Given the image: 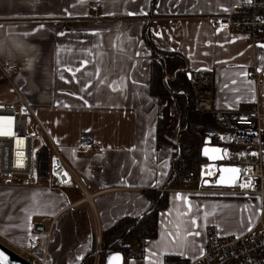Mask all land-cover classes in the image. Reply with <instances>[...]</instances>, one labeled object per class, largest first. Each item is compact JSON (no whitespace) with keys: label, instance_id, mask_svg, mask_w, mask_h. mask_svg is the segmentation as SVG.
Listing matches in <instances>:
<instances>
[{"label":"crops","instance_id":"obj_1","mask_svg":"<svg viewBox=\"0 0 264 264\" xmlns=\"http://www.w3.org/2000/svg\"><path fill=\"white\" fill-rule=\"evenodd\" d=\"M246 1L0 0V104L23 98L75 179L61 187L48 171L35 170L29 180L0 177V243L32 264H83L97 229L102 236L118 219L143 213L150 193L164 192L180 107L174 96L168 101L149 91L147 36L154 48L181 55L187 73L212 75L215 109L244 111L257 103L264 112V37L250 40L207 21ZM66 69L80 70L73 76ZM253 69L262 71L259 87L247 80ZM167 103L159 139L157 120ZM39 149L49 159L52 150ZM176 188L166 190L155 238L127 243L133 254L143 250L145 264L193 261L203 255L209 230L241 236L264 223L254 196ZM34 224L49 234L34 233ZM34 240L39 244L30 248ZM178 252L184 255L172 254ZM124 257L123 264H135Z\"/></svg>","mask_w":264,"mask_h":264},{"label":"built area","instance_id":"obj_2","mask_svg":"<svg viewBox=\"0 0 264 264\" xmlns=\"http://www.w3.org/2000/svg\"><path fill=\"white\" fill-rule=\"evenodd\" d=\"M100 3L89 4L94 10ZM96 18V15H93ZM207 21L215 28L243 33L248 39L264 37V0H248L245 3L231 4L221 16L209 17ZM247 80L256 87L262 85V71L249 70ZM193 108L197 112L212 115L215 128H208L204 136L212 144L221 147L222 161L205 162L196 171L175 173L176 190L196 195L215 192L230 196H254L259 198L264 209V112L258 104L248 110L229 111L215 109L213 106V79L207 72H194L189 76ZM0 118L10 123L12 135H0V177L28 178L35 173L38 163V149L50 148L52 154L48 159L49 177L55 185L69 186L74 179L64 159L57 152L49 137L44 132L31 107L18 96L14 101L0 104ZM15 140L23 142L22 147H15ZM87 152L88 147L81 149ZM255 153L256 155H252ZM21 157H18V156ZM235 165L239 168V178L231 188H206L204 181L212 184L218 176L219 165ZM64 173H67L65 176ZM70 178V183H66ZM194 184L193 190L188 186ZM242 184L249 187L242 188ZM166 191V190H164ZM32 231L48 235L43 225H32ZM239 237V239H237ZM38 240L31 241L30 248H35ZM31 254V253H29ZM103 254L102 236L97 229L90 253L91 264H100ZM134 261L145 264L143 250L124 257V262ZM181 264H264V223L259 219L251 231L241 236H218L213 230L207 233L204 253L198 259Z\"/></svg>","mask_w":264,"mask_h":264},{"label":"trees","instance_id":"obj_3","mask_svg":"<svg viewBox=\"0 0 264 264\" xmlns=\"http://www.w3.org/2000/svg\"><path fill=\"white\" fill-rule=\"evenodd\" d=\"M146 38L151 49L149 91L158 99L169 101L170 97L174 96L180 107V132L188 125L187 130L183 133L179 132V143L174 144L175 150L171 156L170 170L163 189L168 190L172 189L176 182L173 172L196 171L200 164L206 162L200 156V150L205 139L204 133L208 128H215V124L211 114L197 112L193 108L185 59L177 53L154 48L148 36ZM168 117L169 103L162 108L157 120L156 136L159 139H163ZM179 151L180 157L176 159ZM41 167L45 172L48 171L44 160H42ZM149 200L150 203L143 213L136 217H122L102 233V264L105 257L111 253L118 252L124 256L133 255L127 244L131 240L139 242L155 238L157 235L158 213L167 206V191L152 192L149 194ZM120 237L122 238L118 240ZM90 253L91 249L83 264H89L90 256L88 255Z\"/></svg>","mask_w":264,"mask_h":264},{"label":"water","instance_id":"obj_4","mask_svg":"<svg viewBox=\"0 0 264 264\" xmlns=\"http://www.w3.org/2000/svg\"><path fill=\"white\" fill-rule=\"evenodd\" d=\"M189 76L190 74L187 73L188 79ZM187 128L188 125H186L185 129L181 133L187 130ZM177 142L179 143V138L177 139ZM200 156L202 159L210 163L221 162L222 161L221 147L212 144L211 139L205 137L203 141V146L201 147L200 150ZM179 157H180V151L176 159H178ZM226 169H239V168L235 165L221 164L218 167V176L216 177L215 182L212 184L209 181H204L203 186L206 188H219V187L231 188L235 180L239 178V172L226 171ZM221 178H223V182H221ZM121 238L122 237H120L118 240H120ZM0 252H3L6 255L10 264H32L30 261L23 258L22 256L12 251L11 249L7 248L1 243H0ZM110 262L111 264H123V254L117 252L107 255L104 259V264H110Z\"/></svg>","mask_w":264,"mask_h":264},{"label":"snow or ice","instance_id":"obj_5","mask_svg":"<svg viewBox=\"0 0 264 264\" xmlns=\"http://www.w3.org/2000/svg\"><path fill=\"white\" fill-rule=\"evenodd\" d=\"M83 2V0H82ZM248 2L250 3L251 0H248ZM225 11H227V9H225ZM136 13H131L129 12L128 15H135ZM140 14H145L146 13H140ZM42 27V26H41ZM261 47H264V45H261ZM82 63H87V62H82ZM80 69H76L75 71H79ZM66 71H70L72 72V75L74 76L75 75V71H72L71 69H66ZM65 82H68V81H65ZM113 90H116L115 88ZM82 99V98H81ZM85 103H87L85 101ZM65 107H69L68 105H65ZM134 149H130L129 151H133ZM252 155H256L255 153H253ZM226 171H232V172H239L240 170L239 169H226ZM64 175L66 176L67 173H64ZM66 183H70V178L68 181H65ZM221 182H223V178H221ZM250 185L249 184H242L241 187L242 188H246V187H249ZM177 199H181V197L177 196ZM184 199H187V198H184ZM185 215H187V213H185ZM9 219H11V217H9ZM190 225L193 226V227H198L199 225L197 224V221L193 218L190 222ZM179 225H177V235H179ZM31 230V226H29V231ZM252 228L249 227L248 228V231H251ZM171 235V234H170ZM187 235L188 236H192V235H195V236H199L200 233L199 232H193V231H187ZM237 239H239V237H237ZM165 254H168V253H161V256L165 255ZM172 254H175V255H184L183 252H178V253H172ZM150 255H156L155 253H150ZM78 259H83L82 257H78ZM0 264H10V262L8 261V258L6 257V255L3 253V252H0ZM111 264V262H110ZM152 264H157V262H152Z\"/></svg>","mask_w":264,"mask_h":264},{"label":"rangeland","instance_id":"obj_6","mask_svg":"<svg viewBox=\"0 0 264 264\" xmlns=\"http://www.w3.org/2000/svg\"><path fill=\"white\" fill-rule=\"evenodd\" d=\"M37 156H38V163H37V167H36V172H38L39 174L41 173H44V170H43V167H41L42 165V160H44V162L46 163L47 165V169H48V157L46 152L41 150V149H38V153H37ZM42 158V159H41ZM3 179V178H2ZM11 179H23V180H29L30 178H20V177H14V178H11ZM174 186L175 187H178L176 183H174ZM91 258H90V261H89V264H91Z\"/></svg>","mask_w":264,"mask_h":264},{"label":"bare ground","instance_id":"obj_7","mask_svg":"<svg viewBox=\"0 0 264 264\" xmlns=\"http://www.w3.org/2000/svg\"><path fill=\"white\" fill-rule=\"evenodd\" d=\"M12 135V128H10V123H6L3 119L0 118V135ZM23 142L15 140V147H22ZM18 157H21L20 155Z\"/></svg>","mask_w":264,"mask_h":264}]
</instances>
